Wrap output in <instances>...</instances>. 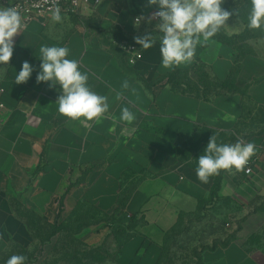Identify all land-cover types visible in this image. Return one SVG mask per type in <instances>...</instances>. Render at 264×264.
<instances>
[{
  "label": "crops",
  "instance_id": "1",
  "mask_svg": "<svg viewBox=\"0 0 264 264\" xmlns=\"http://www.w3.org/2000/svg\"><path fill=\"white\" fill-rule=\"evenodd\" d=\"M245 5V0H224V9L238 10V15L231 16L221 28L226 36L250 30L249 6ZM158 10V5L149 6L148 0H86L79 14L60 11V22L53 21L52 14L34 16L14 37V53L0 94L4 104L0 109V257L8 243L28 246L34 239L27 223L17 215L16 202L25 210L35 209L54 225L59 221L61 205H73V197L66 195L70 183L90 173L116 181L126 175L137 178L121 220L127 218L129 223L137 215L139 222L135 236L122 246L119 262L157 264L167 235L181 218L197 214L210 201L214 180L210 177L209 183H201L195 168L176 155L179 140L203 128L242 137L257 149L251 158L252 174L226 171L218 197L242 205L264 198V54L259 52L264 48V37L248 39L246 43L254 52L243 56L235 44L214 36L197 46L191 63L166 69L161 66V33L153 31L157 21L148 22ZM141 15L145 19L137 26L135 19ZM108 32L124 40L135 41L136 36L150 33L157 39L149 49L138 44L142 58L130 66L104 45L101 33ZM107 41L120 50L113 37L107 36ZM42 45L68 47L67 58L79 62V70L89 76L91 90L107 97L109 110L100 123L83 125L59 114L60 85L49 87L52 82L36 80ZM25 61L33 72L26 83L16 84L15 77ZM198 67L206 68L208 75L193 77L191 73L190 79L203 86L226 81L238 67L241 84L250 85L248 96L205 99L174 92L164 85L150 90L138 79L154 83L178 70ZM125 80L130 84L128 90L121 88ZM121 91L124 98L117 100ZM124 107L134 113V122L120 119ZM110 234L109 225L100 224L83 230L78 238L94 246ZM219 252L236 263L259 264L237 244L213 253ZM207 254L204 264L222 260H208Z\"/></svg>",
  "mask_w": 264,
  "mask_h": 264
},
{
  "label": "rangeland",
  "instance_id": "2",
  "mask_svg": "<svg viewBox=\"0 0 264 264\" xmlns=\"http://www.w3.org/2000/svg\"><path fill=\"white\" fill-rule=\"evenodd\" d=\"M239 48L246 53L254 52L249 43H243ZM259 52L264 54V48H260ZM9 65L10 63L0 64V92ZM207 71L195 70L192 76L208 75ZM2 120L3 114L0 111V121ZM213 134L217 135L218 143H235L243 139L231 133L203 128L192 137L179 140L176 154L178 160L197 168V160L204 154ZM211 178L215 183L217 176ZM136 181L137 178L132 175L116 181L103 174H83L81 178L70 183L67 196L73 197V205H64L60 221L73 228L83 225L95 228L97 224H107L117 231L122 224H127V218L121 220L124 208L120 214L114 213L122 201L129 198ZM202 207V213L182 217L179 225L167 235L159 264H204L207 253L208 260L222 259L217 264H240L232 258H223L225 255L220 252L213 253L233 244L243 248L259 264H264V198L242 205L237 201L218 197ZM26 211L35 215L38 220V233L43 237L48 236L53 225L41 218L35 209ZM29 232L34 238L33 241L28 246L19 242L8 243L0 257V264H6L12 255L26 256L27 264L33 254L38 256V264H121L119 256L125 241L121 236L110 234L107 241L87 246L79 241L78 236L64 232L50 246L43 248L30 229ZM72 254H75L74 257ZM67 255L71 257L65 258Z\"/></svg>",
  "mask_w": 264,
  "mask_h": 264
},
{
  "label": "clouds",
  "instance_id": "3",
  "mask_svg": "<svg viewBox=\"0 0 264 264\" xmlns=\"http://www.w3.org/2000/svg\"><path fill=\"white\" fill-rule=\"evenodd\" d=\"M223 3L224 0H148L149 6L159 7V10L148 18V22L157 21L153 31L161 33L159 40L163 68L191 63L197 46L206 44L227 25L231 16L238 15L237 9L226 10L222 7ZM251 5L248 27L264 31V0H251ZM51 18L55 22L61 21L58 7L53 11ZM144 19L143 15L138 16L135 24L138 26ZM23 27L21 14L16 7L0 8V64L10 63L14 37L21 33ZM134 39L143 49H149L157 38L150 33L136 36ZM39 51L42 63L36 80L37 83L52 82L49 87L60 85L62 94L57 99L59 114L83 125H87L89 121L100 123L109 110L107 97L91 90L88 74L79 70L77 60L67 58L68 47L42 45ZM32 72V65L27 61L23 62L21 71L15 77V83H26ZM121 88L128 90L129 82L123 81ZM123 98V91L116 94L117 100ZM120 119L132 123L136 116L128 107H124ZM256 151L255 144L251 142L237 140L235 143H218L217 135L213 134L204 154L197 160L196 176L201 183L207 184L210 177L220 175L221 170L230 174L244 172L250 175L251 169L246 166ZM26 260L24 255H12L6 264H25Z\"/></svg>",
  "mask_w": 264,
  "mask_h": 264
},
{
  "label": "trees",
  "instance_id": "4",
  "mask_svg": "<svg viewBox=\"0 0 264 264\" xmlns=\"http://www.w3.org/2000/svg\"><path fill=\"white\" fill-rule=\"evenodd\" d=\"M245 1H246V5L249 6V13H250L251 7H252L251 0H245ZM240 12H242V11H240ZM248 23H249V20H248ZM101 34H102L104 45L107 48H109L111 51H113L115 54H119L124 65L126 62L128 63L126 53H124L121 50H117V48L113 47V45H111V43L107 41V36H111L115 40H123V39L119 36H116L115 33H113V32L101 33ZM215 36L220 37L222 40H224L228 43L235 44V46H237V48L241 52V54L243 56H245L247 53L242 51L239 48L240 45L243 43H246V41L250 38L264 37V31H261L259 29H250L247 32H245L239 36L228 37L220 29V31ZM130 41H132V40H130ZM132 42H135V41H132ZM128 65H129V63H128ZM205 69L202 67L197 68V70H205ZM194 71H195V69H193V71H191V70H187V71L186 70H178L175 73L169 74V75L163 77L162 79H160L154 83H148V82L144 81L143 79H141L140 77H138V76L137 77L150 90L155 86L164 85V86H168L174 92L182 93V94L190 95V96H196L199 98L203 97L205 99H207L208 96H221V95H233V94H240L243 97L248 96V90L250 88V85L241 84V82L239 80V69H238V67L235 68V70L231 73V75L229 76V78L226 81H214L213 84H207L205 86H203L202 84L196 85L191 81L190 74L193 73ZM128 72L131 75L134 74L133 70H128ZM225 172H226L225 170H221L220 175L217 176V179L215 180V183L213 185V190L211 192L210 201H211V199L218 198V191L220 189L222 176L224 175ZM67 194H68V192H66V195ZM128 199L129 198H127V200L125 199L122 201V203L116 209L114 215H118L121 213L122 209L125 208V206L128 202ZM63 209H64V205L63 206L61 205V208H60V211L58 214L59 221L53 225L51 233L48 236L43 237L40 233H38V231H39V229L37 227L38 220L36 219L35 215H33L32 213H29L25 209H23L20 203L16 202V205H15V210L17 212L18 217L23 219L27 223L28 228L34 234L35 239L40 241V244L43 248L46 246H50L52 244L53 240L56 237L58 238L64 232L73 233L75 236H79V234L83 230L91 228V226H88V225L87 226L83 225V226H79L78 228H73V227L68 226V224L65 223L64 221L61 222L60 219H61L62 214H63V211H62ZM202 212H203V207L201 206L198 213H202ZM138 222H139L138 216L135 215L134 217H132V219L130 220L129 223H127L125 225L122 224V227L120 229H118L117 231L112 230L110 228L112 231L111 235H115V236L117 235V236H121L122 238H125V241L122 244V246H124V244L129 242L135 236V232H136V228L138 226ZM109 227H111V225H109ZM37 229H38V231H37ZM35 233H36V235H35ZM107 239H106V241H107ZM81 243H83V242H81ZM74 255L75 254H72L73 257H74ZM31 257L32 258L29 259L27 264H38L39 263V258L37 255L35 256L33 254V255H31ZM69 257H71V256H69V255L65 256V258H69ZM157 264H159V262Z\"/></svg>",
  "mask_w": 264,
  "mask_h": 264
},
{
  "label": "built area",
  "instance_id": "5",
  "mask_svg": "<svg viewBox=\"0 0 264 264\" xmlns=\"http://www.w3.org/2000/svg\"><path fill=\"white\" fill-rule=\"evenodd\" d=\"M86 0H0V8L4 4L7 7H16L21 14L22 21L25 28L33 19L34 16L46 17L53 13L55 8L60 11L66 10L69 14H79L83 3ZM114 44L127 55L128 63L134 66L142 58V52L136 42L130 40H115ZM3 93L1 90L0 94ZM4 108V104L0 102V109ZM251 169V174L254 171V160L250 159L246 166Z\"/></svg>",
  "mask_w": 264,
  "mask_h": 264
}]
</instances>
